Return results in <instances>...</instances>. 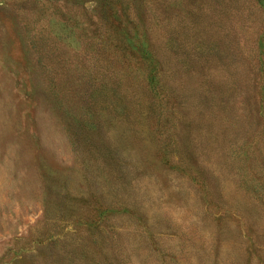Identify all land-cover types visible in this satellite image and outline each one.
I'll return each instance as SVG.
<instances>
[{
    "label": "rangeland",
    "instance_id": "374dc122",
    "mask_svg": "<svg viewBox=\"0 0 264 264\" xmlns=\"http://www.w3.org/2000/svg\"><path fill=\"white\" fill-rule=\"evenodd\" d=\"M0 264H264V0H0Z\"/></svg>",
    "mask_w": 264,
    "mask_h": 264
}]
</instances>
